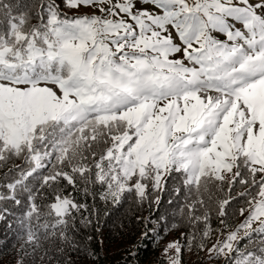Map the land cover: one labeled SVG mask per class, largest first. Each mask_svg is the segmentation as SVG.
Segmentation results:
<instances>
[{
    "label": "snow or ice",
    "instance_id": "snow-or-ice-1",
    "mask_svg": "<svg viewBox=\"0 0 264 264\" xmlns=\"http://www.w3.org/2000/svg\"><path fill=\"white\" fill-rule=\"evenodd\" d=\"M112 217L264 264V0H0V256L84 264Z\"/></svg>",
    "mask_w": 264,
    "mask_h": 264
},
{
    "label": "trees",
    "instance_id": "trees-1",
    "mask_svg": "<svg viewBox=\"0 0 264 264\" xmlns=\"http://www.w3.org/2000/svg\"><path fill=\"white\" fill-rule=\"evenodd\" d=\"M120 221L115 217L101 219L99 232H94L92 248L96 259L84 264H160L163 242H154L153 238L142 239L143 228L131 221ZM172 238L169 236L167 239ZM9 256H0L2 264H8ZM195 257L185 255V264H192Z\"/></svg>",
    "mask_w": 264,
    "mask_h": 264
},
{
    "label": "rangeland",
    "instance_id": "rangeland-1",
    "mask_svg": "<svg viewBox=\"0 0 264 264\" xmlns=\"http://www.w3.org/2000/svg\"><path fill=\"white\" fill-rule=\"evenodd\" d=\"M171 239V238H170Z\"/></svg>",
    "mask_w": 264,
    "mask_h": 264
}]
</instances>
